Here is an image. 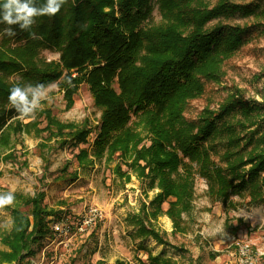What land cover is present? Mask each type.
Masks as SVG:
<instances>
[{
    "label": "trees",
    "instance_id": "obj_1",
    "mask_svg": "<svg viewBox=\"0 0 264 264\" xmlns=\"http://www.w3.org/2000/svg\"><path fill=\"white\" fill-rule=\"evenodd\" d=\"M153 1L67 0L55 16L36 18L31 29L36 38L19 25L12 26L14 37H0V162L17 161L21 154L15 152V142L23 134L44 139L47 133L48 142L39 146L48 150L51 141L58 149L87 144L93 133L88 121L64 123L50 109L42 112L44 128L37 119L25 123L8 100L13 86L57 84L71 109L79 86L87 84L101 110L100 125L92 158L82 149L76 159L79 165H89L105 154L108 162L120 157L139 179H158L152 210H144L134 224L139 226L137 236L166 245L165 234L152 220L167 202L164 214L174 231L184 232V215L195 200L196 175L208 181L215 199L229 202L233 194L248 192L252 203L264 204V133L257 127L250 130L262 106L232 94L217 110L206 108L195 122L184 115L189 102L204 95L206 82H221L224 64L245 43L252 26L236 23L237 18L264 27V4L157 0L161 22L147 26ZM35 3L41 6L46 0ZM5 27L0 24V32ZM46 51L59 54V59L48 62L41 57ZM237 110L243 120L229 122ZM219 136L226 139L225 167L213 161L205 146ZM70 165L55 173V180L76 179ZM115 173L130 179L119 164ZM46 177L44 172L42 179ZM13 194L14 203L0 209L12 217V228L0 230V243L6 247L0 249V264H29L33 246L54 233L50 221L58 211L44 204L43 191ZM150 264L177 262L150 258Z\"/></svg>",
    "mask_w": 264,
    "mask_h": 264
},
{
    "label": "rangeland",
    "instance_id": "obj_2",
    "mask_svg": "<svg viewBox=\"0 0 264 264\" xmlns=\"http://www.w3.org/2000/svg\"><path fill=\"white\" fill-rule=\"evenodd\" d=\"M217 1L209 0L211 5ZM232 1L264 4V0ZM160 22L158 3L154 0L153 13L146 25ZM235 22L252 26L245 43L224 64L221 82H206L204 95L191 100L184 115L188 121L195 122L206 108L217 110L230 95L237 94L262 106L257 124L250 130L257 127L259 133H264V27L253 25L252 19L237 18ZM41 57L51 62L58 60L59 54L46 51ZM50 86L46 99L41 101L42 110L35 116L40 128L46 126L42 112L50 109L64 123L88 121L93 133L87 144L58 149L51 141L48 150L39 146L43 141L48 142L47 133L43 134L44 139L23 134L15 142L14 150L18 156L21 154L17 161L0 162V190L29 196L43 191L44 204L58 211V216L50 221L54 233L33 246L29 264H150V258L172 259L177 264H242L238 244L248 249L243 256L245 261L264 264V204L252 203L248 192L240 196L233 194L229 199L235 205L215 199L208 181L199 175L195 180L193 209L184 215V232L174 231L172 221L164 214L168 208L166 202L163 213L152 223L169 243L160 244L150 236H137L139 226L134 221L144 210H152V200L159 192L158 179L141 180L120 157L108 162L107 154L92 164L79 165L76 156L80 150H87L92 158L101 110L95 106L87 84L79 86L71 109L66 108L64 90L57 84ZM22 120L27 123L33 119L22 117ZM227 120L231 123L243 120L241 110ZM205 146L213 161L225 167L222 155L227 149L226 139L219 136ZM68 162L70 172H76L77 178L55 180V173L60 174ZM118 164L130 175L129 181L115 173ZM44 172L46 179H42ZM11 228L10 213L0 210V230ZM0 249L6 250V247L0 243Z\"/></svg>",
    "mask_w": 264,
    "mask_h": 264
},
{
    "label": "clouds",
    "instance_id": "obj_3",
    "mask_svg": "<svg viewBox=\"0 0 264 264\" xmlns=\"http://www.w3.org/2000/svg\"><path fill=\"white\" fill-rule=\"evenodd\" d=\"M67 0H46L41 6H36L35 0H4L0 5V24H5L0 37H14L16 32L12 26L19 25L20 30L28 31L32 38L36 34L31 31L36 23V18L40 16H55ZM52 86L43 84H28L24 87L13 86L10 90L8 100L21 117L35 119L36 112L42 110L41 101L46 99L47 91ZM13 192L0 194V209L14 203Z\"/></svg>",
    "mask_w": 264,
    "mask_h": 264
},
{
    "label": "built area",
    "instance_id": "obj_4",
    "mask_svg": "<svg viewBox=\"0 0 264 264\" xmlns=\"http://www.w3.org/2000/svg\"><path fill=\"white\" fill-rule=\"evenodd\" d=\"M238 251L240 254V261L242 264H252V263H249L248 260L245 261L243 258V256H245L248 253V249L246 247L238 244Z\"/></svg>",
    "mask_w": 264,
    "mask_h": 264
}]
</instances>
